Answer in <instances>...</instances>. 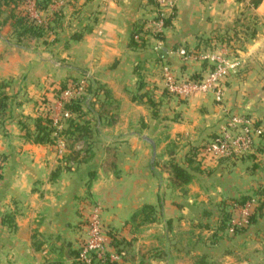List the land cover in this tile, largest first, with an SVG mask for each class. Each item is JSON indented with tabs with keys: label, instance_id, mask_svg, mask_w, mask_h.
<instances>
[{
	"label": "crops",
	"instance_id": "0c3cea01",
	"mask_svg": "<svg viewBox=\"0 0 264 264\" xmlns=\"http://www.w3.org/2000/svg\"><path fill=\"white\" fill-rule=\"evenodd\" d=\"M150 2L54 0L50 12L61 3L62 28L48 46L30 40L18 47L5 26L0 83L9 82L11 101L0 118V264H73L94 204L101 207L108 236L111 231L128 244L123 257L113 261L107 255L95 264H264V213L235 235L221 229L232 200H264V137L253 134L242 154L216 162L200 158L202 173L193 172L184 189L171 187L163 169L171 161L187 167L194 148L236 131L230 128L235 117L264 128V0H174L178 10L165 30L160 61L154 46L129 47L133 24L153 17ZM209 44L240 62L225 80L221 103L213 94L180 99L156 91L160 117L153 119L148 105L133 101L140 63L152 87L163 85V65L192 78L213 66L187 62L177 51H202ZM85 75L111 90L116 123L93 122V160L67 163V138L55 133L53 144H35L21 122L34 129L33 119L46 110L43 100L57 102L66 79ZM83 144L74 145L82 155ZM111 160L118 175L106 171ZM92 170L97 176L90 182ZM146 205L154 208V220L133 223ZM109 254H117L113 246Z\"/></svg>",
	"mask_w": 264,
	"mask_h": 264
},
{
	"label": "trees",
	"instance_id": "16d2710c",
	"mask_svg": "<svg viewBox=\"0 0 264 264\" xmlns=\"http://www.w3.org/2000/svg\"><path fill=\"white\" fill-rule=\"evenodd\" d=\"M157 0H151V4L156 5ZM34 3L32 10L37 12L39 15L33 16L31 13L29 6L30 3ZM259 2H257L258 4ZM54 4V0H0V29L9 25L11 29V37L12 41L16 44V46L25 48L27 46L28 41L37 40L42 41L44 46H48L51 44L48 40L51 38L53 34L56 33L57 29L62 28V11H55L54 13L50 12L52 5ZM45 14L44 18H40V14ZM176 13H174L173 17L167 19L165 21V26L169 27L172 24V19ZM143 22L140 24H134L132 26V32L130 36L129 47L134 50L146 49L149 46V42L144 35L151 34L145 28ZM143 33V36H140ZM161 34L152 35L157 38ZM164 35H161L157 39L164 42ZM80 37L77 35L74 39L78 40ZM58 39H55V42ZM215 41L214 43L216 44ZM209 43V42H207ZM227 43V42H226ZM179 45H176L174 49H178ZM200 47V46H199ZM214 44H209L204 46V50L200 51L199 49L196 52H205V51H213ZM164 51L161 50L160 55L155 58L156 61L162 60ZM147 61H144V64ZM215 68L211 67L208 73H206V68L199 74H196L191 79L199 82H203L207 79L210 72H212ZM145 69L142 68V64L140 63L135 72L138 75V83L137 90L135 94H133L132 99L134 102H138L140 104L148 105L151 109V116L153 119H158L160 117V109L159 106L161 101L157 100V92L159 91L164 98H168L171 96L170 92L165 86L164 77L162 74L163 66L160 70V79L162 80V86L152 87L148 84L146 80ZM78 79L68 78L66 79L60 86L58 94L61 95L68 89L73 83H76ZM9 82H1L0 83V118H3L8 111L9 103L11 101V97L9 96ZM88 96L81 97L71 103L65 105L64 109L70 111L74 114V118L70 119L66 122V127L59 131L56 127H54L53 120L51 118V111L53 104H49V101L43 100L44 105H46V110L43 112L42 116L36 117L33 119V127L34 129H30L24 122H21L22 128L25 131V136L27 140L35 143V144H53L55 141L54 134L58 133L59 135L68 139L70 142V150L71 155L66 159L67 163L75 162V163H89L94 158V153L91 151L90 141L94 135L93 122L96 124L98 122L105 121L107 125L112 126L115 125L116 119L114 118V114L118 110V104L113 98L112 92L105 85L101 84L98 81L91 80L88 88H87ZM102 95V96H101ZM101 96V97H100ZM77 143H84L82 155L81 151L77 152L74 150V145ZM203 149L194 148L187 157V167H182L174 162H169L164 165L163 169L170 175V185L176 189H184L188 186L194 179V173H202L200 158L202 157ZM74 150V151H73ZM3 158L0 157V166L3 163ZM106 171H113L116 175H118L117 170V162L116 160H111L108 165ZM60 172V169L57 171ZM58 173L53 174V177L57 176ZM90 182L94 181L97 176V171L92 170L89 171ZM251 200L249 197H245L243 199L232 200L229 204V210L224 213L222 220V230L228 231L229 220L232 216V207L234 205H244L246 202ZM154 208L152 206L146 205L142 209H140L135 215L132 217V222L136 223L140 220L141 224L146 222H152L154 220ZM264 213V200H259L258 205L256 207V213L251 217V223L254 222L258 217L262 216ZM11 223L13 221L9 220ZM109 231V237L111 239L110 245L113 246L118 255L125 253V249L127 248V243L123 240H119L116 235L111 234ZM125 251V252H124ZM75 262L73 264H81L77 261L79 257V250L74 253ZM115 264V263H108Z\"/></svg>",
	"mask_w": 264,
	"mask_h": 264
},
{
	"label": "built area",
	"instance_id": "2783aa9c",
	"mask_svg": "<svg viewBox=\"0 0 264 264\" xmlns=\"http://www.w3.org/2000/svg\"><path fill=\"white\" fill-rule=\"evenodd\" d=\"M175 7L174 0H157L155 17L147 25L146 30L152 35L165 33L168 28L165 26V21L174 15ZM162 49V43L158 41L154 51L159 52ZM177 53L187 62L202 61L209 63L215 69L210 72L205 81L199 82L191 78H180L170 66L163 65L162 74L165 86L170 94L180 99H188L195 93L213 94L216 101L221 103L225 96V80L231 74L237 73L240 62L224 57L220 51L195 52L182 48ZM91 80L93 81L94 79L90 75H85L61 95L51 111L54 127L59 128L63 123L75 117L74 114L65 110L64 107L72 101L88 96L87 88ZM230 128L231 130L236 129V131L234 133H226L224 136L206 144L201 159L216 162L234 153L242 154L250 150L253 134L264 137V128H256L244 117L233 118ZM258 202L259 200L251 198L244 205H234L232 207L233 213L228 227L229 234L235 235L250 225L251 217L256 213ZM91 208L92 211L87 221L86 236L80 244V254L77 261L81 264H95V261L103 260L107 255H110L111 260L116 261L125 254H109L111 240L102 220L101 207L94 204Z\"/></svg>",
	"mask_w": 264,
	"mask_h": 264
},
{
	"label": "rangeland",
	"instance_id": "374dc122",
	"mask_svg": "<svg viewBox=\"0 0 264 264\" xmlns=\"http://www.w3.org/2000/svg\"><path fill=\"white\" fill-rule=\"evenodd\" d=\"M56 2H59V0H55ZM56 6V11H62V9H63V6L61 5V3H59V4H56L55 5ZM148 10H152L151 12H152V14H153V17L151 18V19H145L146 20V23H144V25L146 26V24L148 25L149 23H150V21H152L153 19H154V17H155V11H156V5H150V4H148ZM62 7V9H60ZM29 9H30V11H31V13L33 14V16H34V12L32 11V7L31 6H29ZM177 10H178V7L176 6L175 7V13L177 12ZM177 14V13H176ZM176 16V15H175ZM173 17V16H172ZM140 22H143V19H141V20H139V21H137V22H135L134 24H140ZM133 24V25H134ZM9 25H7L6 27H8ZM146 29V28H145ZM5 31V27H3L2 29H0V35H1V33H3ZM10 33H11V29H10ZM161 35H164L165 36V33H163V34H161ZM161 35H159V36H157V38L158 37H160ZM145 37H148V38H146L147 40H148V44H149V47H152V46H154V47H156L157 45H158V43H157V41H161V40H159V39H157L155 36H152V34H147V35H145ZM9 38L11 39V40H13L12 39V37L11 36H9ZM33 41V40H32ZM31 41V42H32ZM162 42V41H161ZM154 43V44H153ZM157 43V44H156ZM153 48V47H152ZM184 49H186L187 51H191V50H189L188 48H184ZM193 51V50H192ZM154 52V51H153ZM161 51H159V52H154V54L155 53H160ZM74 79H77V78H74ZM78 79H80V78H78ZM10 91H8V93H9ZM102 96V95H101ZM100 96V97H101ZM11 97V96H10ZM53 105L55 106L56 105V102L55 103H53ZM96 124V123H95ZM250 225H251V223H250ZM249 225V226H250ZM248 226V227H249ZM80 247V246H79Z\"/></svg>",
	"mask_w": 264,
	"mask_h": 264
}]
</instances>
